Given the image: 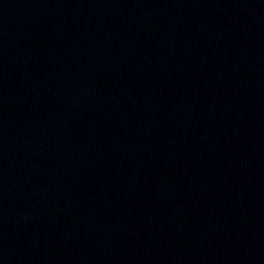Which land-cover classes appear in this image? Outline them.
I'll return each instance as SVG.
<instances>
[{"label":"water","instance_id":"obj_1","mask_svg":"<svg viewBox=\"0 0 264 264\" xmlns=\"http://www.w3.org/2000/svg\"><path fill=\"white\" fill-rule=\"evenodd\" d=\"M0 264H264V0H0Z\"/></svg>","mask_w":264,"mask_h":264}]
</instances>
